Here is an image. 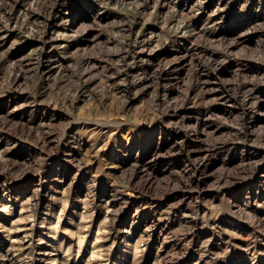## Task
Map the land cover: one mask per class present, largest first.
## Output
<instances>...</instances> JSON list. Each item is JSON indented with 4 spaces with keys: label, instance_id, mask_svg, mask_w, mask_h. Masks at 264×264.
Instances as JSON below:
<instances>
[{
    "label": "rangeland",
    "instance_id": "1",
    "mask_svg": "<svg viewBox=\"0 0 264 264\" xmlns=\"http://www.w3.org/2000/svg\"><path fill=\"white\" fill-rule=\"evenodd\" d=\"M0 264H264V0H0Z\"/></svg>",
    "mask_w": 264,
    "mask_h": 264
},
{
    "label": "bare ground",
    "instance_id": "2",
    "mask_svg": "<svg viewBox=\"0 0 264 264\" xmlns=\"http://www.w3.org/2000/svg\"><path fill=\"white\" fill-rule=\"evenodd\" d=\"M176 26H177V25H176ZM76 27H77V26H76ZM77 28H78V27H77ZM83 28H84V27H83ZM83 28H82V29H83ZM179 28H180V27H179ZM179 28H178V29H179ZM80 29H81V28H80ZM76 30H77V29H76ZM77 31H80V30H77ZM72 34H73V33H72ZM74 34H76V33H74ZM71 36H73V35H71ZM69 37H70V36H69ZM60 45H61V44H60ZM64 45H65V44H64ZM182 58H183V57H182ZM185 60H186V59H185ZM178 65H179V64H178ZM243 82H244V81H243ZM243 82H242V83H243ZM242 83H241V84H242ZM245 84H246V83H245ZM244 86H245V85H244ZM164 96H165V95H164ZM166 97H167V96H166ZM246 97H247V96H246ZM246 99H247V98H246ZM252 105H253V104H252ZM252 105H251V106H252ZM257 105H258V104H257ZM253 107H255V106H253ZM252 109H253V108H252ZM253 111H254V110H253ZM250 120H251V119H250ZM255 120H256V119H255ZM197 123H198V122H197ZM192 124H193V123H192ZM255 124H256V123H252L251 125H252V126H255ZM189 125H190V124H189ZM201 125H202V124H201ZM193 126L195 127V125H193ZM258 127H259V126H258ZM188 128H189V127H188ZM191 128H192V126H191ZM260 129H261V128H260ZM192 130H193V129H192ZM201 131H202V130H201ZM203 131H204V129H203ZM203 131H202V132H203ZM250 131H251V130H250ZM253 131H254V129H253ZM261 131H262V130H261ZM194 132H195V131H194ZM259 134H260V133H259ZM260 135H261V134H260ZM22 194H23V193H22ZM19 197H20V196H19ZM14 198H15V197H14ZM16 199H17V198H16Z\"/></svg>",
    "mask_w": 264,
    "mask_h": 264
}]
</instances>
